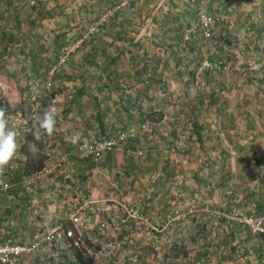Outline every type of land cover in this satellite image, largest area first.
<instances>
[{
    "label": "rangeland",
    "instance_id": "374dc122",
    "mask_svg": "<svg viewBox=\"0 0 264 264\" xmlns=\"http://www.w3.org/2000/svg\"><path fill=\"white\" fill-rule=\"evenodd\" d=\"M85 1L0 0V108L19 146L1 203L25 195L24 245L62 232L16 264H78L76 251L87 264H255L257 254L264 263V234L237 221L264 209V5ZM204 15L215 19L208 32ZM228 77L239 83L227 87ZM48 109L52 136L35 120ZM97 110L123 123L100 135ZM122 132L100 160L82 158V143ZM31 136L46 169L25 175ZM66 150L93 163L127 150L133 175H59ZM151 157L159 165L149 170Z\"/></svg>",
    "mask_w": 264,
    "mask_h": 264
},
{
    "label": "crops",
    "instance_id": "0c3cea01",
    "mask_svg": "<svg viewBox=\"0 0 264 264\" xmlns=\"http://www.w3.org/2000/svg\"><path fill=\"white\" fill-rule=\"evenodd\" d=\"M91 1H93V0H91ZM95 1H97V0H94L93 2H95ZM111 1L112 0H106V1L101 0V3L106 4V5H112ZM159 1L160 0H155V3L159 2ZM174 1H175V3H177L178 0H174ZM214 1L215 0H208V3H211ZM253 1L261 4L262 7L264 5V0H253ZM144 2L150 3L151 0H144ZM63 3H65V2H63ZM88 3H89V0H86L85 2H83V4H88ZM161 3H163V4L164 3H171V0H163ZM59 4H61V3H59ZM115 10H116V8L113 7L111 12L117 14V12ZM133 13L135 15V13H137V12L135 10H133ZM134 15H133V17H134ZM240 79L241 78H239L238 80H240ZM224 80H225L224 84L228 85L227 87H230L231 85H233V83H239L235 79H234L235 80L234 81L231 77H228ZM229 104H230V101H229ZM233 111L234 110L232 108L227 109V110L225 109V112H228V113H230V112L233 113ZM260 115H262V112H260ZM106 120H107V118H104V114L101 115L100 111L97 110L95 113V123H96L95 128H96V131L100 135L107 134L108 133V127L115 128L116 125L118 126L119 124L123 123L121 116L115 118L114 122H110V121L107 122ZM93 126H94V124H93ZM67 132H68V135L74 134V131L71 130L70 128L67 130ZM192 132L194 133V135H196L194 130H192ZM64 133L66 134V132H63L61 142L63 141V138H65ZM202 140H203V137H202ZM202 142L203 143H200V144L205 145L204 140ZM66 152H68L71 164L69 163V166L67 168H64L62 173H60L59 175H70L69 176L70 178L72 175H92L97 180L101 179V175H126V174L127 175H130V174L133 175V173L130 172L131 167H130V161L128 158L127 150H125V152H123V154H121L119 150H117L116 152L114 150L111 154H109L107 157L103 158L98 163H93V161L90 159L84 160V159L78 158L77 150L76 151L66 150ZM75 152H76V154H75ZM146 162H148V164L150 165L149 170H152V168H154L156 165L157 166L159 165L157 157L146 158ZM45 167H46V165H45ZM143 169H145V168H143ZM244 176L246 177L247 175H244ZM257 176H259V175H257ZM88 177L89 176L83 177V179H81V181H83L84 179L87 178V180H85L83 182L84 188H89L88 185L90 183H93V181H94V180L93 181L88 180ZM247 177H250V176L248 175ZM261 177L263 178V175ZM256 178H260V177H256ZM78 186L80 187V185H76V187H78ZM5 194L6 195L11 194V191H6ZM13 195H17V194H13ZM22 196H25V195H21V197ZM21 197L19 199H16V200L9 202L5 206H3V204L1 203L5 199H0V239L1 240L11 239L15 242H21L22 243L23 241L21 240L20 237H21V235H23L25 237L23 230L29 229L27 231V233L28 234L30 233V227H28L29 223L25 222V219H26V217L24 215L25 211L22 210L23 206L20 204L21 202H23V199H21ZM18 204H20V206L16 210V207ZM20 210H22V211H20ZM258 248H260V246H258ZM260 256L261 255L257 254L255 264H264L262 262V259ZM242 257L247 258L243 255H242Z\"/></svg>",
    "mask_w": 264,
    "mask_h": 264
},
{
    "label": "built area",
    "instance_id": "2783aa9c",
    "mask_svg": "<svg viewBox=\"0 0 264 264\" xmlns=\"http://www.w3.org/2000/svg\"><path fill=\"white\" fill-rule=\"evenodd\" d=\"M203 24H202V23ZM200 23L208 32L214 26L215 19L210 15L201 17ZM127 132L120 133L117 137L105 136L99 139L90 140L82 143L79 147L82 151V158L88 157L93 161L100 160L104 154L112 151L120 142L127 140ZM5 188V187H4ZM77 221V218H71ZM237 221L256 234H264V209L259 214L243 215ZM62 232L53 231L48 235H35L26 245L21 242H15L11 239H0V264H16L17 260L24 253L44 254L48 249V244L55 242L61 237Z\"/></svg>",
    "mask_w": 264,
    "mask_h": 264
},
{
    "label": "clouds",
    "instance_id": "9594fccd",
    "mask_svg": "<svg viewBox=\"0 0 264 264\" xmlns=\"http://www.w3.org/2000/svg\"><path fill=\"white\" fill-rule=\"evenodd\" d=\"M35 120L40 130H43L48 136L53 135L56 130L57 121L52 109L45 110L42 115H37ZM16 137L17 133L14 130L8 129V118L5 110L0 108V185L4 187H7L5 183V170L16 156L19 147ZM27 148L33 157H36L40 152V149L34 141L27 142Z\"/></svg>",
    "mask_w": 264,
    "mask_h": 264
},
{
    "label": "trees",
    "instance_id": "16d2710c",
    "mask_svg": "<svg viewBox=\"0 0 264 264\" xmlns=\"http://www.w3.org/2000/svg\"><path fill=\"white\" fill-rule=\"evenodd\" d=\"M192 125H193V130L195 131L197 140L199 143H201L202 135L200 133L201 131L200 129H202V126L199 125L197 122H193ZM29 139H32L33 141L35 140L33 136H31ZM36 144L38 148L42 146L41 141H37ZM21 153L22 155H26L27 157H29L27 161L23 164V168H22L25 175H34V174H37L43 171V169L45 168L46 155L39 152V154L36 157H33L31 156V154L28 152V149L24 145L21 147ZM75 259L78 262V264H87L83 259L82 253L80 252L76 251Z\"/></svg>",
    "mask_w": 264,
    "mask_h": 264
}]
</instances>
